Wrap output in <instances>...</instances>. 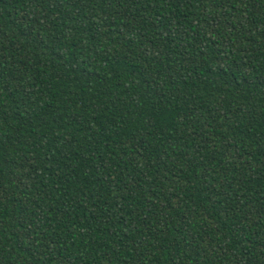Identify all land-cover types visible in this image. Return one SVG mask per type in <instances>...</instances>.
<instances>
[{"label": "trees", "instance_id": "16d2710c", "mask_svg": "<svg viewBox=\"0 0 264 264\" xmlns=\"http://www.w3.org/2000/svg\"><path fill=\"white\" fill-rule=\"evenodd\" d=\"M0 264H264V0H0Z\"/></svg>", "mask_w": 264, "mask_h": 264}]
</instances>
